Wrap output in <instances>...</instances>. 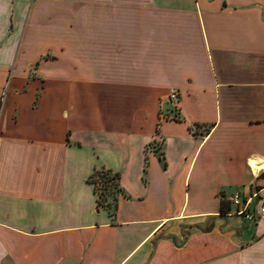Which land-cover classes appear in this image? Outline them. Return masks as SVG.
<instances>
[{"label":"crops","instance_id":"0c3cea01","mask_svg":"<svg viewBox=\"0 0 264 264\" xmlns=\"http://www.w3.org/2000/svg\"><path fill=\"white\" fill-rule=\"evenodd\" d=\"M253 161L264 0H0V264H264Z\"/></svg>","mask_w":264,"mask_h":264},{"label":"built area","instance_id":"2783aa9c","mask_svg":"<svg viewBox=\"0 0 264 264\" xmlns=\"http://www.w3.org/2000/svg\"><path fill=\"white\" fill-rule=\"evenodd\" d=\"M169 103L172 106L173 118L180 119L181 115V93L178 89L172 88L168 94ZM257 195H245L242 191H236L231 197V205L234 208V215L242 216L247 220H255L256 215L250 212L253 199ZM261 214H264V206L261 208Z\"/></svg>","mask_w":264,"mask_h":264},{"label":"trees","instance_id":"16d2710c","mask_svg":"<svg viewBox=\"0 0 264 264\" xmlns=\"http://www.w3.org/2000/svg\"><path fill=\"white\" fill-rule=\"evenodd\" d=\"M98 178L95 180V178ZM91 181L96 185V191L99 195V204L103 205L104 199L107 196L108 191L114 188L117 191H119V174L110 175V172L108 171H97L95 175L92 176ZM102 183L103 192L100 193V188L98 187L99 183ZM224 207V203H223Z\"/></svg>","mask_w":264,"mask_h":264},{"label":"bare ground","instance_id":"6f19581e","mask_svg":"<svg viewBox=\"0 0 264 264\" xmlns=\"http://www.w3.org/2000/svg\"><path fill=\"white\" fill-rule=\"evenodd\" d=\"M252 168H253L255 171H260V170L264 169V165L261 164V163L258 162V161H253V162H252Z\"/></svg>","mask_w":264,"mask_h":264},{"label":"rangeland","instance_id":"374dc122","mask_svg":"<svg viewBox=\"0 0 264 264\" xmlns=\"http://www.w3.org/2000/svg\"><path fill=\"white\" fill-rule=\"evenodd\" d=\"M98 178H96V180H97ZM99 188H100V193L102 194V192H103V187H102V183L100 182L99 183V186H98ZM253 188L255 187L254 185L252 186ZM109 193H112V192H114V193H116V190L114 189V188H112L111 190H109L108 191ZM109 193H107V194H109Z\"/></svg>","mask_w":264,"mask_h":264}]
</instances>
